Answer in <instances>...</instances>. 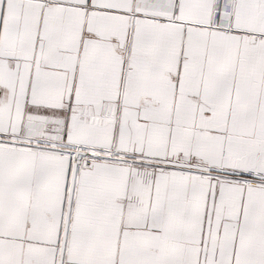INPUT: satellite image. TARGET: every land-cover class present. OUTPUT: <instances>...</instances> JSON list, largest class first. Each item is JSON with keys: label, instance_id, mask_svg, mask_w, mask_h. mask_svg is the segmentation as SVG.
I'll list each match as a JSON object with an SVG mask.
<instances>
[{"label": "snow or ice", "instance_id": "1", "mask_svg": "<svg viewBox=\"0 0 264 264\" xmlns=\"http://www.w3.org/2000/svg\"><path fill=\"white\" fill-rule=\"evenodd\" d=\"M0 264H264V0H0Z\"/></svg>", "mask_w": 264, "mask_h": 264}]
</instances>
